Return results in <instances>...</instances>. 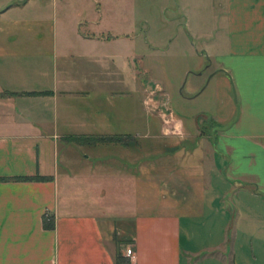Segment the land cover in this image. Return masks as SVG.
<instances>
[{"label": "crops", "instance_id": "obj_1", "mask_svg": "<svg viewBox=\"0 0 264 264\" xmlns=\"http://www.w3.org/2000/svg\"><path fill=\"white\" fill-rule=\"evenodd\" d=\"M29 1L0 0L2 38ZM207 1L209 23L204 1L184 7L204 67L183 97L199 99L195 145L208 134L211 156H141L140 127L129 142L102 141L101 154L68 140L136 121L104 103L143 98L140 60L110 58L107 35L76 27L77 49L37 44L51 55L33 57L0 41V264H125L127 245L136 264H264V0ZM161 92L154 83L145 95L159 96L180 140L185 124ZM35 174L47 179H14Z\"/></svg>", "mask_w": 264, "mask_h": 264}, {"label": "rangeland", "instance_id": "obj_2", "mask_svg": "<svg viewBox=\"0 0 264 264\" xmlns=\"http://www.w3.org/2000/svg\"><path fill=\"white\" fill-rule=\"evenodd\" d=\"M192 1L30 0L22 11L10 10L9 20L16 27H12L13 32L4 38L0 36V41H7L16 47H28L26 51L33 57L38 51L46 56L51 55L48 49L43 51L37 44H45L49 48L54 43L62 46L69 43L72 51L77 49L73 32L76 27H79L81 33L95 31V35H107L102 48L110 58L115 60L122 56L124 60L135 57L140 60L143 98L141 103L137 96L135 101L130 102L128 97L116 93L107 96V101L104 98L105 105L111 109V116H116L118 111V115H122L125 111V118L135 113L136 121L120 119L118 124L117 120L111 119L109 131L114 134H93L87 137V142L95 144V153L103 152L102 141H112L114 146L129 142L133 137L132 130L137 131L140 127L141 156H167V153L181 156L182 150L183 156H200V151L204 156H211L213 146L208 134L203 137V144L195 145L199 131L193 128L192 120H198L199 99L185 100L183 97L189 88L199 87L202 77L192 72L204 67L198 64L199 51L194 49V46L197 49L198 41L189 37L184 25V7L192 9ZM207 2L202 0L201 13L209 23L216 13L211 11ZM26 25L30 26L28 32L25 30ZM154 83L161 86L163 101L170 113L185 124L186 134L180 140L179 133L172 132L171 123L166 121L169 115L159 110L160 99L155 96L157 92L152 99L145 95V90L153 87ZM112 89L118 90L115 84H111ZM175 139L178 140L176 143ZM78 150L81 151L80 146Z\"/></svg>", "mask_w": 264, "mask_h": 264}, {"label": "trees", "instance_id": "obj_3", "mask_svg": "<svg viewBox=\"0 0 264 264\" xmlns=\"http://www.w3.org/2000/svg\"><path fill=\"white\" fill-rule=\"evenodd\" d=\"M28 94H40V93H45V91H37V92H27ZM88 139L87 137L84 136H70L68 140L70 141H85ZM14 179H21V180H42V179H47V176H40V175H32V176H25V177H16ZM42 226L45 229H51L53 227V221L52 217L50 215H44L42 217ZM118 264V263H117Z\"/></svg>", "mask_w": 264, "mask_h": 264}, {"label": "built area", "instance_id": "obj_4", "mask_svg": "<svg viewBox=\"0 0 264 264\" xmlns=\"http://www.w3.org/2000/svg\"><path fill=\"white\" fill-rule=\"evenodd\" d=\"M122 255L126 258L125 264H136L134 253L130 245L123 248Z\"/></svg>", "mask_w": 264, "mask_h": 264}]
</instances>
